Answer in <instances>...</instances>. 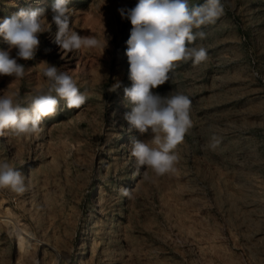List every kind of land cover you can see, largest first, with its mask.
<instances>
[{"label": "rangeland", "instance_id": "obj_1", "mask_svg": "<svg viewBox=\"0 0 264 264\" xmlns=\"http://www.w3.org/2000/svg\"><path fill=\"white\" fill-rule=\"evenodd\" d=\"M54 3L0 0V22L42 9L50 28L35 58L18 61L22 79L0 77V95L26 107L46 87L49 63L87 97L79 109L61 101L35 135L0 136V162L26 185L23 194L0 189V264H264V0H222L223 14L191 45L206 60L178 62L154 89L191 100L192 126L162 176L136 167L130 140L150 137L129 134L123 119L133 26L118 8L138 0H69L70 30L100 46L63 59Z\"/></svg>", "mask_w": 264, "mask_h": 264}, {"label": "clouds", "instance_id": "obj_2", "mask_svg": "<svg viewBox=\"0 0 264 264\" xmlns=\"http://www.w3.org/2000/svg\"><path fill=\"white\" fill-rule=\"evenodd\" d=\"M68 3L69 0H55L52 6L53 22L58 28L53 43L63 53L62 59L68 53L100 46L95 37L70 30ZM118 12L133 26L126 50L131 86L124 87L126 106L131 110L124 113L123 119L129 134L150 137L148 142L131 139V156L137 168L151 169L162 176L174 171V150L192 126L191 100L183 94L164 96L154 89L169 81V73L178 67V62L199 65L206 60V49L191 45L197 36L205 37L202 26L214 24L223 14L224 5L222 0H204L193 7H189V0H138L135 7H121ZM43 15L42 9L22 8L0 22V36L8 45L6 50H0V77H24L25 65L18 61L34 59L39 35L50 30L45 27ZM48 65L42 69L46 87L35 88L36 94L26 107L12 96L0 95V136L5 132L17 137L35 135L43 120L58 114L61 101L68 110L85 104L87 97L76 81L66 72H58L57 66ZM120 86L117 83L108 91ZM0 189L15 194L26 191L24 176L7 162H0ZM123 194L128 195L127 191Z\"/></svg>", "mask_w": 264, "mask_h": 264}, {"label": "bare ground", "instance_id": "obj_3", "mask_svg": "<svg viewBox=\"0 0 264 264\" xmlns=\"http://www.w3.org/2000/svg\"><path fill=\"white\" fill-rule=\"evenodd\" d=\"M7 216V215H6ZM7 220V219H6ZM9 220V219H8ZM22 243V240H21V237H20V240H19V244H21Z\"/></svg>", "mask_w": 264, "mask_h": 264}]
</instances>
